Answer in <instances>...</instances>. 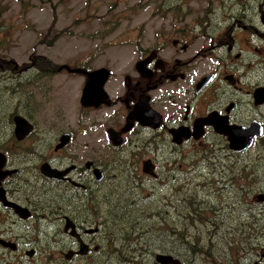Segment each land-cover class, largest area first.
Here are the masks:
<instances>
[{
	"label": "flooded vegetation",
	"instance_id": "flooded-vegetation-1",
	"mask_svg": "<svg viewBox=\"0 0 264 264\" xmlns=\"http://www.w3.org/2000/svg\"><path fill=\"white\" fill-rule=\"evenodd\" d=\"M170 20L149 45H135L129 66L97 69L107 71L104 97L89 106L80 97L96 70L48 62L50 82L56 73L83 79L85 117L75 129L65 124L56 132L50 83L51 117L40 126V71L0 55V105L5 99L7 107L0 113V264L118 263L119 255L137 264H161L157 256L183 264V218L196 213L185 206L184 169L248 155L264 167V0H229L223 19ZM76 69L85 73H69ZM15 116L30 128L20 140ZM233 133L250 135L249 147ZM129 169L119 215L110 201L123 192ZM106 216L118 219L107 231ZM251 246L243 264H264V252Z\"/></svg>",
	"mask_w": 264,
	"mask_h": 264
},
{
	"label": "rangeland",
	"instance_id": "rangeland-1",
	"mask_svg": "<svg viewBox=\"0 0 264 264\" xmlns=\"http://www.w3.org/2000/svg\"><path fill=\"white\" fill-rule=\"evenodd\" d=\"M228 1L0 0V55L19 67L33 63L31 65L40 71L38 84L43 86L37 98L39 113L36 114L40 126L48 123L51 117L45 107V92L50 83L55 104L51 115L54 116L56 132L65 124L75 129L79 118L85 117L79 105L83 79L56 73L50 82V74L43 70L48 62L56 66L81 64L91 70L129 66L135 45L139 42L149 45L158 28L171 22L170 19H223ZM3 102L1 114L7 111L5 99ZM6 103L9 104L10 100ZM3 124L0 120L1 132ZM56 132L43 137L47 142L41 140L42 146H47ZM92 136L96 138V135ZM256 147H260V143ZM195 159L199 163V158ZM254 159L256 162L250 164ZM259 159L257 155H248L247 158L232 156L202 162L207 166L199 164L197 168L184 169L185 194L189 191L185 206L195 208L196 213L183 218V264L230 259L232 263L243 264L245 253L249 251L247 246L251 244L258 245L253 251L264 252V200L261 204L256 200V196H264V167L260 170L256 165ZM131 172L129 169V174L124 176L123 195L121 193L115 202L110 201L119 215L125 211L123 206ZM188 179H195L196 184L187 185ZM195 189L199 191L196 199ZM117 220L106 216L104 230L107 231V227ZM256 221L258 227L245 225ZM105 260L103 264H137L122 255H119L118 263Z\"/></svg>",
	"mask_w": 264,
	"mask_h": 264
},
{
	"label": "water",
	"instance_id": "water-1",
	"mask_svg": "<svg viewBox=\"0 0 264 264\" xmlns=\"http://www.w3.org/2000/svg\"><path fill=\"white\" fill-rule=\"evenodd\" d=\"M69 72H71V73H85V71L80 70V69L69 70ZM106 77H107V71L105 69L96 70V71L88 74V79H87L86 85L83 89V92H82V95L80 98L81 105H83V106L88 105L89 106V105H91L92 101H96L95 99L99 98L101 100V98L104 97L102 88H103V84L106 80ZM100 100L99 101L97 100V102H100ZM13 120H14V124H15V128H14L15 137L18 140H20V139H22V137H24L29 132L30 128L29 129L26 128L24 126V120L18 116L14 117ZM249 130H251V129H249ZM246 137H247V135L241 133V134H239V136L235 135L233 138H234L235 143L244 145V148H247L251 144L250 143L251 142V136L248 135V140ZM60 141H61L60 146L67 144L68 135H64ZM45 169L46 168H44L43 166L41 167V171H44ZM48 171H47V173H45V176H48L50 178L54 177L53 173H55V171H51V170H48ZM259 200L262 201V197H260ZM82 254H84V251H82ZM168 260L172 264L178 263L177 261H172L171 258H166V257H161V260L159 262L161 264H168Z\"/></svg>",
	"mask_w": 264,
	"mask_h": 264
},
{
	"label": "trees",
	"instance_id": "trees-1",
	"mask_svg": "<svg viewBox=\"0 0 264 264\" xmlns=\"http://www.w3.org/2000/svg\"><path fill=\"white\" fill-rule=\"evenodd\" d=\"M245 225H249V226H254V227H257V225H258V222L256 221L254 224L253 223H251V222H249V223H245ZM251 247V245L250 246H247V248H250Z\"/></svg>",
	"mask_w": 264,
	"mask_h": 264
},
{
	"label": "bare ground",
	"instance_id": "bare-ground-1",
	"mask_svg": "<svg viewBox=\"0 0 264 264\" xmlns=\"http://www.w3.org/2000/svg\"><path fill=\"white\" fill-rule=\"evenodd\" d=\"M141 239V238H140Z\"/></svg>",
	"mask_w": 264,
	"mask_h": 264
}]
</instances>
